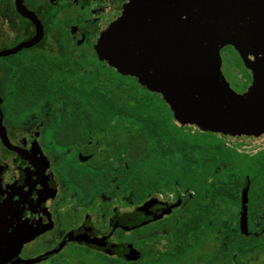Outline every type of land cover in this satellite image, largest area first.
<instances>
[{"label": "flooded vegetation", "instance_id": "1", "mask_svg": "<svg viewBox=\"0 0 264 264\" xmlns=\"http://www.w3.org/2000/svg\"><path fill=\"white\" fill-rule=\"evenodd\" d=\"M129 1L0 0V53L41 36L0 57V264L194 262L193 251L178 256L175 234L199 214L195 188L207 177L191 167L185 173L175 153L178 127L198 128L181 126L159 94L101 60L95 47ZM246 71L251 80L240 93L252 83ZM146 117L162 132L147 133ZM247 182L239 208L223 218L240 222ZM259 186L250 180L255 235L264 219ZM131 249L138 261L127 260Z\"/></svg>", "mask_w": 264, "mask_h": 264}, {"label": "water", "instance_id": "2", "mask_svg": "<svg viewBox=\"0 0 264 264\" xmlns=\"http://www.w3.org/2000/svg\"><path fill=\"white\" fill-rule=\"evenodd\" d=\"M95 47L101 60L159 94L181 126L231 140L264 136V0H130ZM226 47H233L252 73L243 93L234 91L223 73ZM249 189L250 179L239 222L246 237ZM140 258L135 249L127 255L128 261Z\"/></svg>", "mask_w": 264, "mask_h": 264}, {"label": "trees", "instance_id": "3", "mask_svg": "<svg viewBox=\"0 0 264 264\" xmlns=\"http://www.w3.org/2000/svg\"><path fill=\"white\" fill-rule=\"evenodd\" d=\"M227 48L234 50L232 47ZM130 99L139 100L137 94ZM145 100L154 99L146 97ZM145 122L147 133L155 135L162 132L160 124L156 123L153 117H146ZM249 143L232 141L218 134L203 133L198 129L197 134H192L191 128L185 130L178 127L175 155L184 165L183 170L186 173L191 167L195 177L199 176L200 180L201 177H207L204 186L195 188V205L199 207V214L187 217L177 227L175 236L179 257L193 251V264H197L196 260L220 264V255H223L224 264H236L235 257L237 261L243 262L242 258L264 250V219L257 220L260 224L253 226L257 235L251 233L246 237L239 230L238 218H223L224 213L239 208L241 190L248 179L253 186L261 187L256 208L264 202V148L253 153L252 150L245 149ZM203 198L207 200L206 210L203 209ZM216 233H219V236H216ZM207 247L212 248L208 255L199 254L196 258L197 251Z\"/></svg>", "mask_w": 264, "mask_h": 264}, {"label": "rangeland", "instance_id": "4", "mask_svg": "<svg viewBox=\"0 0 264 264\" xmlns=\"http://www.w3.org/2000/svg\"><path fill=\"white\" fill-rule=\"evenodd\" d=\"M222 58H224L222 70L230 87L238 93L242 92L250 82L251 77L246 71V67L244 66L242 60L240 61V56L231 48H225V50L222 52ZM239 144L245 145L243 143ZM261 148H264V138L259 139L256 142L249 143L245 146V149L248 151ZM262 214L259 215V218L264 217V214ZM215 235L217 236L218 234L216 233ZM209 249L212 250L211 247ZM246 264H264V250L251 255V257L246 261Z\"/></svg>", "mask_w": 264, "mask_h": 264}]
</instances>
